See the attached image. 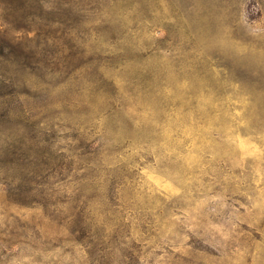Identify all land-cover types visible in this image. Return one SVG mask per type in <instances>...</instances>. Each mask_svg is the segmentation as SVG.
<instances>
[{"label": "rangeland", "instance_id": "1", "mask_svg": "<svg viewBox=\"0 0 264 264\" xmlns=\"http://www.w3.org/2000/svg\"><path fill=\"white\" fill-rule=\"evenodd\" d=\"M0 264H264V0H0Z\"/></svg>", "mask_w": 264, "mask_h": 264}]
</instances>
